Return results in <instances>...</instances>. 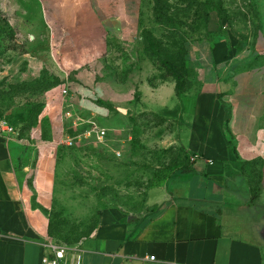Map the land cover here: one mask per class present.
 Returning <instances> with one entry per match:
<instances>
[{
    "label": "rangeland",
    "instance_id": "374dc122",
    "mask_svg": "<svg viewBox=\"0 0 264 264\" xmlns=\"http://www.w3.org/2000/svg\"><path fill=\"white\" fill-rule=\"evenodd\" d=\"M263 2L0 0V118L11 140L55 146L38 208L48 240L76 247L104 219L134 233L155 213L194 157L183 112L196 63L223 35L252 41ZM254 165L242 166L251 190Z\"/></svg>",
    "mask_w": 264,
    "mask_h": 264
},
{
    "label": "crops",
    "instance_id": "0c3cea01",
    "mask_svg": "<svg viewBox=\"0 0 264 264\" xmlns=\"http://www.w3.org/2000/svg\"><path fill=\"white\" fill-rule=\"evenodd\" d=\"M261 5L252 41L240 46L223 35L196 63L199 87L183 112L192 171L169 179L162 203L134 234L102 220L76 246L80 264H264ZM11 138L0 136V264H39L48 238L38 208L50 201L55 146ZM247 164L260 175L254 190L242 169Z\"/></svg>",
    "mask_w": 264,
    "mask_h": 264
},
{
    "label": "built area",
    "instance_id": "2783aa9c",
    "mask_svg": "<svg viewBox=\"0 0 264 264\" xmlns=\"http://www.w3.org/2000/svg\"><path fill=\"white\" fill-rule=\"evenodd\" d=\"M62 93H66L64 89ZM12 132L13 129L10 123L4 118H0V136L9 138ZM94 133L97 138H100L104 132L103 129L96 128ZM62 141L68 143L66 139ZM60 142L61 140L54 143L58 144ZM42 250L43 252L39 258V264H80L79 253L76 247H68L50 240H44L42 243Z\"/></svg>",
    "mask_w": 264,
    "mask_h": 264
},
{
    "label": "trees",
    "instance_id": "16d2710c",
    "mask_svg": "<svg viewBox=\"0 0 264 264\" xmlns=\"http://www.w3.org/2000/svg\"><path fill=\"white\" fill-rule=\"evenodd\" d=\"M7 28V30H10V28L8 26H5ZM8 121V120H7ZM9 122V121H8ZM192 160L186 164H183L181 165L179 168L181 171H185V172H188V171H192ZM133 229H131L130 231L126 232V237L129 236L130 234H134L133 233Z\"/></svg>",
    "mask_w": 264,
    "mask_h": 264
}]
</instances>
